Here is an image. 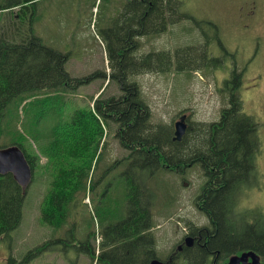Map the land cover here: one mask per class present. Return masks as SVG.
Instances as JSON below:
<instances>
[{"label":"rangeland","instance_id":"obj_1","mask_svg":"<svg viewBox=\"0 0 264 264\" xmlns=\"http://www.w3.org/2000/svg\"><path fill=\"white\" fill-rule=\"evenodd\" d=\"M14 1L0 0V5ZM110 1L38 0L35 5L32 27L46 44L62 48L63 42H67L70 58L65 66L70 76L80 78L94 72L99 74L75 89L60 91L57 96L42 102L36 100L25 114H22L21 108L17 109L18 99L8 103L2 120L4 131L0 136V147L19 140L26 151L38 154V161L24 195L21 221L8 235L0 238V264H106L97 256L100 233L105 234L106 231L104 217L88 202L87 198L93 197L88 194L89 189L85 199L81 201L84 197L81 195L79 200L69 204L66 219L59 227L42 218V204L53 180V171L43 153L48 133L59 119H67L75 109L90 107L97 90L102 92V98L120 94L118 82L109 77L106 80L102 75L114 71V63L102 59V49L107 56V37L98 33L102 32L100 28L107 26L104 22L116 16L121 6L120 0ZM179 2V12L189 16L168 24L167 29L157 35L136 37L138 47L133 50L137 53L158 49L173 52L190 48L180 52L187 54L184 57H190L191 66H195L192 69L188 66L186 70L148 71L131 77L139 84L149 106L150 121L156 124L153 135L158 139L167 136L169 131L173 135V123L182 112L189 114L191 124L217 120L225 100L223 81L235 67L242 70L239 92L243 111L253 116L259 125L262 144L255 155V166L256 171L264 175V0ZM175 15L173 12L168 16ZM63 24L65 40L61 30ZM104 33L107 34L106 30ZM190 129L191 135H196ZM19 131L27 139H19ZM104 140L99 148L102 157L90 172L92 180L99 175L101 166L113 163L128 153L120 146L112 129H106ZM124 168L123 163L115 166L99 184L101 186L106 180L111 181L104 194L108 192L106 205L110 217L106 219L115 223L129 213L123 174L120 173ZM257 178L254 175L252 180L258 181ZM202 182H205V176L198 164L187 167L182 173L162 167L146 179L147 188L153 194L151 237L154 238L155 252L159 258H165L174 248L186 226L184 216L204 222V217L194 211L193 204ZM238 208L248 211L258 209L264 216V194L253 190V186L246 188L239 195ZM86 238L94 247L95 253L92 255L95 259L82 250H73L78 241ZM44 241L49 242L48 247L31 256L33 248Z\"/></svg>","mask_w":264,"mask_h":264},{"label":"trees","instance_id":"obj_2","mask_svg":"<svg viewBox=\"0 0 264 264\" xmlns=\"http://www.w3.org/2000/svg\"><path fill=\"white\" fill-rule=\"evenodd\" d=\"M120 1L121 6L114 18H117L116 24L131 28L132 52L125 50L129 43L125 44L123 37L116 38L113 16L104 22L107 26L100 28L102 32L97 30L99 34L103 33L101 36L107 37L105 46L110 60L114 47L119 54L127 55V59L123 57L120 61L118 56L116 63L112 64L114 71L109 75L118 82L120 94L102 98L100 93L93 100V110L91 107L75 109L67 119H59L48 133L43 153L53 171V180L42 204V218L56 227L61 226L69 204L79 200L81 195L85 196L88 189L100 187L103 191L108 188L111 181L106 180L100 186V179L123 163L125 168L120 173L123 174L129 213L124 219L105 226V234L115 240V233L118 235L121 231L122 238L128 234L138 235L139 238L141 231H145L154 243L151 237L153 194L147 188L146 179L162 167L185 171L187 167L198 164L205 177L215 179L214 184L205 180L195 197L212 221L210 232L215 235V245L220 248L227 244L249 247L264 258V216L258 209L239 210L238 199L234 200L235 196L244 193L254 177L255 155L262 144L257 121L242 108L239 92L242 70L234 67L223 81L225 100L217 120L189 123L196 135H191L189 128L180 141L172 139L171 131L165 137L155 138L156 124L150 121L149 106L139 84L131 77L148 71L186 70L188 66L189 69L195 66H191L190 57H184L187 54L180 52L190 50L186 47L173 52L169 49L133 52L138 47L136 37L157 35L165 31L168 24L189 15L179 12V0H131L128 4L127 0ZM37 2L16 0L0 5V136L4 131L2 120L5 109L10 101L18 99L17 109L21 108L22 114H25L36 100L42 102L57 96L60 91L75 89L99 74L94 72L80 78L70 76L65 66L70 50L44 43L32 27ZM16 7L17 10H14ZM168 10L176 15H165ZM128 20L131 22L126 23ZM107 128L113 130L114 137L128 153L113 163L101 166L100 169L106 172L92 180L90 172L102 157V151H98L105 142ZM18 136L19 139H27L20 131ZM189 137H192L191 140H188ZM188 141L192 143L188 144ZM11 144L20 146L34 170L38 154L26 151L19 140ZM109 165L111 169H108ZM25 193L11 173L0 174V238L19 225ZM94 209L104 217L103 220L110 217L107 207ZM127 230L132 232L126 233ZM48 243L44 241L35 246L31 256L46 249ZM121 245L123 251L129 249L127 244ZM151 249L149 246V252ZM187 257H182L181 264H194L193 256ZM99 259L106 264H123L109 255Z\"/></svg>","mask_w":264,"mask_h":264},{"label":"flooded vegetation","instance_id":"obj_3","mask_svg":"<svg viewBox=\"0 0 264 264\" xmlns=\"http://www.w3.org/2000/svg\"><path fill=\"white\" fill-rule=\"evenodd\" d=\"M130 1L131 0H127V4L130 3ZM170 1L172 2V0H170ZM172 13H173L172 11L168 10V11H166L165 15H170ZM252 13H254V11H252ZM113 22H114V29L117 32V35H115L116 38L123 37L124 38L123 42L125 44L129 43V46L126 47L125 50L127 52L128 51L132 52V48L130 47L131 42H132L131 28H129L128 26L123 27L119 24H116L117 18H114ZM129 22H131V20L126 21V23H129ZM64 30H65V27L63 24L62 36L64 37V40H65ZM69 35H70V33H69ZM67 46H68L67 42L64 41L62 47L67 48ZM118 56H119V61L122 60L123 57L125 59H127L126 54L124 56L119 54L118 49H116L114 47V54H113V58H112L113 61L110 60V58H108V57L107 58H108V61L110 60L115 64L116 63L115 60H118L117 59ZM129 56H130V54H129ZM125 63H126V60H125ZM183 114L186 115L185 121L187 123V127H186V131H187L189 128H191V127H189V123H190L189 114L186 112H182L178 115V118ZM186 131H185V133H186ZM185 133H184V135H185ZM108 169H111L110 165L108 166ZM111 170H113V169H111ZM111 170L109 171V173L111 172ZM169 171H175V172H179V173L185 172V171H178L177 168H174V170H169ZM104 172H106V170H103V171L101 170L99 172V175L102 176L104 174ZM261 175H263V174H260L259 171H255V176L258 177L257 178L258 181L251 180L248 187L253 186V190H259L260 193L264 194V175L262 178H261ZM101 176L99 178H101ZM103 177L100 179V181L103 179ZM205 180H208L210 182L209 184H212V183L214 184V182H215V179L213 177H207L206 176ZM100 181H99V183H100ZM200 188H201V186H200ZM200 188H199V190H200ZM107 190L108 189L106 187L103 189V191H102V189L100 190V189L94 188L93 190L91 189L88 192V194L93 195L92 198L89 197V202L92 203L93 207H96L99 209L102 208L103 206L105 208L107 207L106 199L108 197V192L106 195H104ZM236 198L238 199L239 195L235 196L234 200H237ZM83 199H85V196L81 199V201ZM193 204H194V211L199 213L200 215H202L204 217V222H196L193 220V218H191L189 216L188 217L184 216L185 221H186V226H185L184 230L178 236L177 242H176L174 248L171 251H169V253L166 255L165 258H159L156 255L155 246L153 247L154 243L152 241H150V239L148 238V234L145 231H141V237H139V238H138V235H136V237H134L133 234H128V236H126L125 238L124 237L122 238L123 233L121 231V233L119 232L120 235H119V233H118V235L115 233L114 238H113L115 240H111V238L107 234H103L101 232V241H100L99 247H98V249H99L98 255L100 256V258H104V255L105 256L109 255L110 258H113L114 260L117 259V260L121 261L123 264H132V262L134 264H148V262L154 258H158V259H162L164 261H167L168 264L169 263L181 264L182 263V257L183 258L185 257L188 259L187 255H190V257L193 256V258H192L193 261L192 260L191 261L194 264H228L229 258L232 255H240L243 251L252 250L249 247H243V248H242V246H235L234 247V246H231L228 244L222 248L215 245L216 244L215 235H214V233L210 232L212 229L211 228V226H212L211 219L209 218L207 213L204 212V210L202 209V206L199 205L196 198H194ZM109 211H110V209H109ZM110 213H111V211H110ZM104 222H105V226H107L109 223H112V224L115 223V221L113 222V221H109L107 219H104ZM130 232H132V231L131 230L126 231V233H130ZM89 233L91 235V232H89ZM187 237L191 238L189 240V244L186 241ZM63 240L67 241V238H64ZM90 243H91V241L88 240L87 238L84 241H78L73 250H75L76 252L79 250H82V252L86 253L87 255L92 254L95 251H94V247H92L90 245ZM122 243L127 244L129 249L126 251H123L122 245H121ZM149 246L152 248L151 252H149ZM253 251H255V250H253ZM255 252L259 255V259H260L261 263L264 264V258L262 257V255L257 251H255ZM148 256H152V257L149 258ZM139 257H140V259H139ZM249 263H250V258H248V260L245 262H240L239 264H249Z\"/></svg>","mask_w":264,"mask_h":264},{"label":"water","instance_id":"obj_4","mask_svg":"<svg viewBox=\"0 0 264 264\" xmlns=\"http://www.w3.org/2000/svg\"><path fill=\"white\" fill-rule=\"evenodd\" d=\"M185 119L186 115L183 114L174 122L173 140L180 141L182 139L187 127ZM32 172L24 152L17 144L0 147V174L11 173L24 192L31 182ZM190 239V237L186 238L188 244ZM248 258H250L249 264H262L259 255L253 250L243 251L240 255H232L228 264H239L247 261ZM148 264H168V262L154 258Z\"/></svg>","mask_w":264,"mask_h":264},{"label":"crops","instance_id":"obj_5","mask_svg":"<svg viewBox=\"0 0 264 264\" xmlns=\"http://www.w3.org/2000/svg\"><path fill=\"white\" fill-rule=\"evenodd\" d=\"M97 91H98V90H97ZM97 91H96V92H97ZM96 92L94 93V95H96V94H97Z\"/></svg>","mask_w":264,"mask_h":264}]
</instances>
